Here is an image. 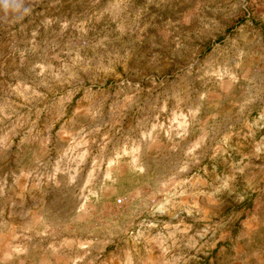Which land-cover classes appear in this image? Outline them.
I'll use <instances>...</instances> for the list:
<instances>
[{
  "label": "rangeland",
  "instance_id": "1",
  "mask_svg": "<svg viewBox=\"0 0 264 264\" xmlns=\"http://www.w3.org/2000/svg\"><path fill=\"white\" fill-rule=\"evenodd\" d=\"M0 264H264V0L0 3Z\"/></svg>",
  "mask_w": 264,
  "mask_h": 264
},
{
  "label": "clouds",
  "instance_id": "2",
  "mask_svg": "<svg viewBox=\"0 0 264 264\" xmlns=\"http://www.w3.org/2000/svg\"><path fill=\"white\" fill-rule=\"evenodd\" d=\"M23 0H0V3L5 4L6 7H11L13 11H20ZM23 11L27 13L29 9L24 8Z\"/></svg>",
  "mask_w": 264,
  "mask_h": 264
}]
</instances>
